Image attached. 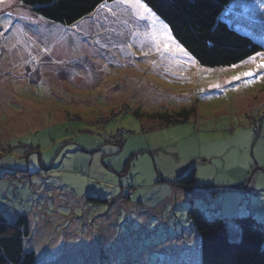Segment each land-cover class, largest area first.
<instances>
[{"label": "rangeland", "instance_id": "374dc122", "mask_svg": "<svg viewBox=\"0 0 264 264\" xmlns=\"http://www.w3.org/2000/svg\"><path fill=\"white\" fill-rule=\"evenodd\" d=\"M263 1L224 15L262 52ZM165 25L122 0L71 26L0 3V214L31 219L37 264H199L191 208L231 239L264 226V60L203 67ZM193 169L215 185L169 182Z\"/></svg>", "mask_w": 264, "mask_h": 264}, {"label": "trees", "instance_id": "16d2710c", "mask_svg": "<svg viewBox=\"0 0 264 264\" xmlns=\"http://www.w3.org/2000/svg\"><path fill=\"white\" fill-rule=\"evenodd\" d=\"M116 0H21L23 6L51 22L74 25L100 7ZM238 1L256 0H142L168 26L173 38L199 65L211 69L242 64L262 52L261 45L224 20L226 10ZM264 3V1H263ZM254 129L263 134V127ZM176 188L199 192L215 185L197 182V170L169 181ZM220 186L225 187L223 184ZM130 191L127 199L132 196ZM103 200V199H102ZM88 201L99 204L92 197ZM106 201V200H104ZM103 201V202H104ZM188 217L200 236L199 264H264V226L247 216L235 220L239 239H231L224 219L207 220L198 208ZM31 219L19 216L9 224L0 214V264H37L36 251H27Z\"/></svg>", "mask_w": 264, "mask_h": 264}, {"label": "snow or ice", "instance_id": "6c2138e0", "mask_svg": "<svg viewBox=\"0 0 264 264\" xmlns=\"http://www.w3.org/2000/svg\"><path fill=\"white\" fill-rule=\"evenodd\" d=\"M5 0H0V3H4ZM122 2H125V3H131L132 6L134 8L137 9L138 11V14L140 12V10H143V13H146L148 17H151L153 18L154 20H158L159 18L156 16V14L152 11L151 8L148 7L147 4L143 3L142 0H122ZM165 28V30H167V26H163ZM176 47L178 49H180V51H185L184 49H182L180 47L179 44L176 45ZM185 55H187V53L185 52ZM262 60H264V52H261V53H258L257 54ZM256 60V56H253V57H250L248 60L244 61L243 63H249V62H254ZM234 67H236L234 65ZM245 77H250L252 76L253 74L251 72H245L243 74ZM235 80H239L240 77H234ZM260 79H264V76H261ZM216 87H219V85H216Z\"/></svg>", "mask_w": 264, "mask_h": 264}, {"label": "crops", "instance_id": "0c3cea01", "mask_svg": "<svg viewBox=\"0 0 264 264\" xmlns=\"http://www.w3.org/2000/svg\"><path fill=\"white\" fill-rule=\"evenodd\" d=\"M254 163H255V165H256V171L257 172H261V171H263L264 170V166H260V164H258V161H254ZM256 175V174H255ZM204 196H205V194H203ZM210 202V201H209Z\"/></svg>", "mask_w": 264, "mask_h": 264}]
</instances>
